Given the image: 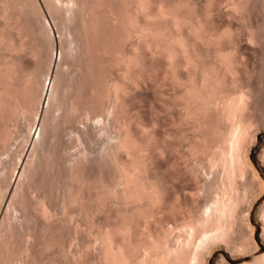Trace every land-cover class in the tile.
Returning <instances> with one entry per match:
<instances>
[{
  "label": "rangeland",
  "instance_id": "rangeland-1",
  "mask_svg": "<svg viewBox=\"0 0 264 264\" xmlns=\"http://www.w3.org/2000/svg\"><path fill=\"white\" fill-rule=\"evenodd\" d=\"M48 1L49 0H33V2L32 0H0V11L4 13L5 10H7V13L5 12L4 16L2 13L0 15V22L2 20L4 22L6 21L5 28H3V33L0 32V41L2 39V41L0 42V89H4V84L6 89H4L3 91L9 89L8 92H11V90L14 88V93H10L12 95V98L14 99V101L13 99L10 100V102H12L11 104L19 105L18 103H21L22 101V92H20V87H18L17 85L18 82L16 83V81H18V75L14 77L18 70V73L20 74L22 70H24V68H26L25 70H35L34 72L36 74L38 73V75L34 77L36 85L33 83V88L36 89L38 86L40 87L42 80L47 73V70L50 67L53 68L54 61L51 60L52 52L55 53L56 49L60 48L61 52L63 53L61 55V61L59 62L58 66H56L58 68L57 71L59 72V74L57 73V77L55 76L56 82L54 80L55 96L53 97V102L51 101V104L46 109L48 111H46V115L44 114L45 112H43V116L46 121L42 129V136L41 138H38V133L36 132L34 140H36L37 142L35 141L34 146L31 143L30 148L32 147V149L29 148V152H27L30 142L29 141L27 143L28 134H32L36 125L34 122L33 114L27 115L23 112H21V114L15 112L16 114L14 115V113H11V111L7 107H4V109H0V264H114L112 263L114 257H112L111 253L115 256L117 254L116 251L119 246L122 243L126 245L125 241L122 240L126 236L124 237V235L121 234L122 231H120V229L123 228L119 229V226L122 225V227H125V225H127L130 228H133V230L135 231L136 222L138 220L137 218L141 216V213L139 211L142 210V207L140 210V205L143 204L141 200H123V197L125 196H122V194H124L123 190L125 188L124 174H126L124 173V168L128 170L133 166H131L129 162H126V165H128V163L130 164L129 166H126L125 164L123 165V163L127 161V158L125 155H123L124 151L122 149L121 151L119 148H117L120 147L121 141H123L122 138L124 136V126L121 125L123 124L125 119L127 120L129 117H131L130 119H128V121L133 118V120L131 121H136L134 123L137 124L141 123L140 125H142V123L145 121L143 125H145L146 128L148 123V127L154 125L158 129H161L159 135L164 132L163 130L169 132L167 126L168 128L171 127L172 129H174L175 124L172 122L174 126H171L170 122L175 118V116L177 117L176 114L179 110L178 106L180 105H178V102L177 104L175 103L177 107L175 106V104H172L173 106H169V108L174 107L171 111L170 109H168V105L164 103L165 98H163L162 95H165V97L167 98V96L171 92L173 93V91L171 90H176L177 85L172 81L176 85L174 86L175 88L172 86L174 84H171L169 81L172 80L169 76L170 73H164V68L162 67V69H160L161 65L157 61L148 58H145V60H143L138 56L137 57L139 58V60L136 59L135 61H137L140 68L142 66L141 64L146 65L142 67L150 70L147 71L149 72L148 74L151 73V80L148 79V81H140L143 82L142 84L139 81L134 80V82L132 78L128 77L130 78V84H133L131 83V81L134 82V86L132 85V87L129 86V81H123L124 78L126 79L127 76L125 75L128 72L130 73L128 76L134 77L135 75L134 73L136 71H133V68H135L134 65L132 66L133 68L131 67V70L133 72L130 71V68L126 69V59L127 57H129L127 55L131 52V48L129 50L128 48L131 45V47H133L134 43V47H137L138 36L131 34L130 37L127 38V41L126 39L124 40V38L122 39L123 43L121 40L122 37L118 38V33L121 36L123 32L121 30V27L119 26V28L117 23H114L115 20L114 22L113 19L111 20L112 16L110 15V13L114 12H111V9L113 10L115 7L117 9V6H114L115 3H111L113 4L112 6H114V8H112L110 7L111 4L108 5L110 3L109 0L104 1V3H107L108 6H105L103 4L104 7H107H103V10L102 7L100 9L97 7L101 3H103V0L99 4H95V2H91V0H77L78 4L75 10L79 6L80 7L76 11L74 10L73 13L75 15H73L72 13V19L70 18L69 20L65 21L64 15H62L63 13L58 9V11L56 9H52L50 7L51 5L48 4ZM259 2L260 0H251L248 3L250 4L248 5V8L250 10L249 12L252 13L250 14V17L252 16V19H250L254 23V26L255 23H261V21L260 19H256L258 20L256 21L253 16H256V18H260L261 14L263 16V8L260 7L262 5H260L261 2L260 4ZM25 3L28 4L26 5ZM91 3L94 4V8L90 5ZM32 4L34 6H32ZM2 6L6 7L4 8ZM109 7L110 13H108L107 11L109 10ZM257 8L261 11L256 12ZM260 12L262 13L259 15ZM92 13L93 15L98 14V16L92 17ZM43 14H45V16ZM76 15L77 17H75ZM42 17H46L47 19H45L50 21L52 25V31L50 30V28L48 31V29H46L47 27H44L47 21L44 22L45 19H43ZM39 20L42 22H40ZM110 20L112 21V23ZM15 21L18 23H16ZM260 23L258 24V27H260ZM14 24L18 25L16 26L18 30L16 29ZM42 24L44 25L42 26ZM83 24L85 25L83 26ZM13 25L15 28H13ZM258 27L255 26V29L257 28V31H259L262 26L260 28ZM80 28H82V31ZM12 29L15 31H11ZM65 32H67V35L70 33L69 37H67ZM261 32L264 33V28L261 30ZM261 32L260 34L256 32V34L259 36V38L263 39L264 35L261 37ZM63 34L66 36H63ZM70 37L72 39H70ZM11 39L14 41V43L18 42V44L22 41L21 43L23 45L21 43V45L19 44L20 46L18 44H13L19 46V48H16L15 46L13 50V48H9L7 46V43L9 44L13 42ZM68 39H70L71 41H68ZM259 40L257 41L259 43V47H262V45H264V40H262V45ZM3 41L5 44L3 43ZM1 43H3L8 48H3L5 46H3V44ZM259 47H257V50L258 56L260 55V58L256 56V54L255 56H250L252 58L251 61L253 60L252 63L250 62L251 67L256 65V68L254 66V69H256L257 71L254 70L255 73H253L252 71V75H254L252 81L250 79V88L253 90L250 93L251 97H249V109H251L250 111H252L253 114L252 112L249 113L252 114L253 119L251 125L249 126V134L251 133L253 136L250 134V140L252 141L248 155L257 168L259 174L264 179V168L260 166V163L258 161V154L260 153L261 148H263L264 146V46L261 48V50H259ZM21 48H24V50H19ZM15 49L20 51V55L21 53L23 54L21 56L18 55V51ZM261 51H263V53ZM259 52L261 53L259 54ZM22 56L26 57L23 59ZM261 57L263 58V60ZM258 58L260 59L259 61ZM254 60H256V64L253 65ZM143 62L146 63L144 64ZM14 65H16L17 70ZM259 65H261L260 68ZM3 66L4 68L13 66V68L10 69L14 72L16 70L15 74L13 73L14 75L11 80L14 84L11 83L10 85H8L5 81H2L3 77L1 74ZM139 67L137 68V71L138 69L140 70ZM121 71H127V73H121H125L124 76H121L123 77V79L120 77L122 80L120 82H123L124 86H127H125L126 89L124 90H127V88L129 87L128 91H125L124 93L122 90L124 86L121 85L123 86L121 87L119 86V83L116 84L121 87L120 90H122V94H125L118 97V99L120 98L119 102L123 104V107L119 105L118 99L116 102L114 96V84L118 79H120L117 76V72ZM165 74L166 77L168 76V78H170L168 81H166L168 78L165 79ZM136 75H138V72L136 73ZM155 77H162L160 79H164V81L162 80V82L159 79L160 82L158 85L157 82L153 79ZM116 78L118 79L116 80ZM14 79L16 81H14ZM117 82H119V80ZM151 82L158 85L157 87L159 89L156 86L155 88L158 89V95H161V98L164 100H161L159 96L154 97V95H156V93L158 92L156 91V93L154 94V91L152 90H155V84L152 87ZM137 83H139L140 85ZM119 87L117 89L120 92ZM15 89L16 91L18 89L20 91L18 90V93H16ZM43 90L44 89L42 88V91ZM159 90H161V92L163 90V92L161 93ZM118 91L117 93L119 94ZM164 91H166L165 94H163ZM43 92H45V90ZM172 95L169 96V98H171ZM154 98H156L157 100ZM117 103L118 106L116 105ZM162 103L165 106H163ZM74 106H76V108H73ZM58 107L60 108L58 109ZM120 108H125L124 112L127 109L125 115L127 113L126 116H128V118L123 117V120H120V118H118L119 120L117 119L118 115L125 116L122 115L123 110ZM117 112H119L120 114H118ZM170 114H175V116L173 115L174 117H171V119L173 118L172 120L170 119ZM52 116L57 119H53ZM96 116H98V120L96 119ZM152 117H158L161 123H156L158 125L165 124L164 126L161 125L164 129H162V127L160 128V125L158 127L157 124H154L155 120L157 119L154 118V120ZM138 120L141 121L137 122ZM151 120L154 121L153 124V121ZM120 121H122L121 125L119 123ZM137 127L141 126L138 125ZM28 129L32 131L29 133ZM26 133H28L27 136ZM163 134L166 135L167 133ZM30 136L31 135H29V140L31 138ZM151 144L152 143H150V146H152ZM186 145H181V149L183 150V152L188 151L186 150L188 149V145ZM150 146L149 148H151ZM165 147L166 146L164 145V147H161V149L159 150L157 148V152H155L159 156L157 154L154 155L155 157H157H153V164L150 163L153 166L152 168L158 167L157 169L160 173V176L165 174L163 173L165 172L163 164H165L164 162L167 161L164 160L165 155L166 158L170 157L169 155H167L169 148L166 149ZM163 148L166 150H164ZM127 153L126 155L128 156L131 154L133 155V153ZM172 154H174L173 151ZM174 156L177 157V153L174 154ZM170 158H172V155ZM25 160L27 162L26 164L24 163ZM177 160L175 162L179 165L176 164V166H180L181 168H176L175 164L173 163L174 166H172L175 168L174 172L171 169V172L173 173L178 172L179 168L185 170L186 168H183V165H190V168L197 167V163H194L196 160L192 156L189 157V155H187L186 159L185 157L184 159H179V163L177 162ZM192 164L195 166H193ZM203 167L200 168L201 171L203 169L202 177L203 175L205 176L207 172V169ZM127 170L126 172L128 173L130 170ZM18 171H22L19 177L17 176ZM131 171L133 172V169H131ZM198 173L201 172L199 171ZM195 174L197 175L195 176V178L197 179L198 177L199 179L200 175H198L197 172ZM122 177L124 178L122 179ZM163 179H165V177L162 178V180ZM114 193L116 195H114ZM263 201L264 191L254 202L253 207L249 212V220L254 225V239L258 244V248L262 251L264 250V241L261 238V223L256 219V216L258 207ZM242 204L244 205V203ZM44 207L45 209H43ZM138 209L139 211L135 212ZM159 213L160 215H162L161 212ZM166 221V218L163 217L162 222ZM240 226L241 233H244L245 231L244 234L246 235L248 229L242 225ZM125 228H127L125 230H128V227ZM133 230L131 229L130 231L132 233H127L135 234ZM256 230L257 232L255 233ZM142 233H140L142 235H139L138 237L143 238V241L141 239V242H145L144 237L147 235V232H144L143 230ZM237 239L239 241V238ZM120 240L124 242H121ZM141 242L139 244H142ZM118 243H120V245L116 246ZM139 244L137 246H139ZM129 246L131 247V244H129ZM254 247V244L251 242L250 244H248L247 248H244L246 250H242L245 252H242L241 249L237 251V248H235L236 250H233L234 248H232L231 250H228L229 253L225 252L222 247H218L213 251L212 261L218 260L217 258L220 257L221 253L229 264H239L244 261H252L256 256L253 252V249H255ZM123 248L125 249V246H123ZM140 248L138 249V251L141 250ZM130 249L125 250L128 253L130 252ZM110 259L112 261H110Z\"/></svg>",
  "mask_w": 264,
  "mask_h": 264
},
{
  "label": "bare ground",
  "instance_id": "bare-ground-1",
  "mask_svg": "<svg viewBox=\"0 0 264 264\" xmlns=\"http://www.w3.org/2000/svg\"><path fill=\"white\" fill-rule=\"evenodd\" d=\"M78 1L49 0L48 4L51 5L49 6L52 9L60 10L63 13L62 15H64V19L66 21L71 18L72 13L77 7ZM93 1L95 2V4H99L100 2H102V0H91V2ZM104 1L107 0H103V3L97 6L99 9L101 7L103 9L104 7L103 4L105 6L107 5V3L106 4L104 3ZM250 1L249 0H109L110 3L108 2L109 3L108 5H110L111 3H115L116 5L114 4V6H117L116 9V7L114 8V6H112L113 4H111L110 7L114 8L113 10L111 9V12L112 11L114 12L112 13L109 12L110 7L108 8L109 10L107 11L112 16L111 20L113 19V22L115 20L114 23H117L118 27L119 26L121 27L123 34L120 36V34L118 33L119 35L118 38L122 37L121 40L124 38V40L126 39L127 41V38L130 37L131 34L138 36L137 47H134L135 44L134 43L133 47H131L132 46L131 45L128 48V50L131 48L130 50L131 52L129 53L128 51L129 54L127 56L129 57H127L126 59L127 60L126 69L130 68V71H132L131 69L133 68L132 66L134 65L136 68V69L133 68V71L134 70L136 71L134 74L136 75V73L138 72V75H136L135 77V75L133 74L135 78L128 76L130 73L129 72L127 73L128 71L127 70V71L117 72L119 74V75L117 74V76L120 78L125 74V73L123 74L121 73L126 72L127 73L125 75L127 76L126 79L125 78L123 79V77L121 78L123 79V81L124 80H126V82L129 81V84H130V80H129L130 78H132L133 81L135 80L139 82L148 81V79L151 80L150 79L152 78V76L150 77L151 73L148 74L149 73L148 71L150 70H148L145 67H142L146 65H143L139 62L142 65L141 66L142 69H141L138 66L137 61L135 60L136 59L139 60L140 57L143 60H145V58L155 60L161 65L160 69H162V67L164 68V73L166 74L168 72L170 73V75L169 74L168 75L172 80H169L170 78H168V76L166 77L165 74V79L168 78L166 81L169 80L171 84L173 82L176 83L177 88L175 91L171 90L173 91V93L171 92L173 95L169 91V93L172 95L171 98H169V96H171L169 93H168L169 95L166 94L168 95L167 98L165 97V95H162V97L165 98L164 100L161 98V95H158L159 92L157 91L159 89L157 87L160 82L159 79L162 77L160 78L155 77L153 79L157 82L158 85L152 83L155 82L152 81L151 86L153 87V85L155 84L154 88L156 86L158 89L155 88V90L152 91H154V94L156 93V91L158 93H156L154 97L159 96L161 100H164L165 101L164 103L168 105L167 107L171 111L173 110L174 107L169 108V106H173L172 104L175 103L177 104V102L178 105H180L178 106L179 107L178 112L176 111L177 114L175 112L177 117L175 116V114L172 115L170 114V119L171 117L175 116L174 119L172 118L173 120L171 119L172 120L171 122L169 121L171 123V126H174L175 124L174 126L175 128L172 129L171 127L168 128L167 126L169 132L163 130L164 131L163 133H167L166 135L163 133H162L163 135L162 134L159 135L161 129H158L156 126L152 125L154 123L153 120H151L153 121L151 127H148V123H147V128L145 125H143L145 121L142 123V125H140L141 123L138 124L134 123L136 121H131L133 120V118L128 121V119H130L131 117L128 118V116H126L127 113L125 115L127 109L124 112L125 108L124 109L120 108L123 110L122 115L125 116L118 115L117 119L120 118V120H123L124 119L123 117H127L128 119L127 120L125 119V121L123 122L124 125L121 123L122 121L119 122L120 125L122 124L121 126H124L123 128L124 136L122 138L123 141H121L120 147L117 148H119L120 150L122 149L124 151L123 155H125L127 158V161L121 163H123V165L124 164L126 165L127 164L126 162H129L131 166H133L132 168L130 166V168L133 169V172L131 171V169L127 170L126 168H124L125 169L124 173L126 174H124L125 188L123 190L124 194H122V196L125 195L123 197V200L124 199L141 200L143 204L141 205L139 204L140 210L142 207L141 211H139V209L135 211V212L139 211L141 213V216L137 218L138 223L135 221L137 228V229L135 228V231L133 230V228H130L125 224L124 225L125 227H128V230H125L127 228H125L124 226L122 227V225H120L121 227L119 226V229L123 228L120 229V231H122L121 234L124 235V237L126 236L125 238H127V239L125 238L122 239L125 241L126 245H124L123 243H122L123 245L122 244L120 245V243L116 245V246L118 245L120 246L117 249L116 251L117 254L115 256L114 254L111 253L112 257L115 258V259L113 258L112 263L114 264H229L225 260L222 253L220 254V257L217 258L218 260L212 261L213 251L218 247H222L224 251L227 253H229L228 250H231L232 248H234L233 250H236L235 248H237V251L239 249H241L242 251L244 248L248 247V244L252 242L255 246L253 252L256 256L253 258L252 261H244L239 264H264V250L262 251L258 248V244L254 239V225L249 220V212L253 207L254 202L264 191V179L261 177L257 168L255 167V165L253 164V162L251 161L248 155L252 141L250 140L251 133L249 134V126L251 125L253 119L252 116L253 112L250 111L251 109H249L250 108L249 97H251L250 93L253 90L250 88L251 87L250 79L252 81L254 75V74L252 75V71L253 73H255L254 70H256L254 69V66L256 68V65H254L256 64L255 63L256 60H254L253 63L254 66L251 67V63L253 60L251 61L252 58L250 56H255V54L256 56H258L257 47H259V43L257 41L261 39L259 40V42L262 45V40H264V37L263 39L259 38V36L256 34V32L260 34L261 30L264 28V0H260L261 4L259 2V4L262 5L260 7L263 8L262 11L263 16L261 14L262 12L259 13V15L261 14L260 18H256V16H253L255 20L260 19L261 21V23L260 22L255 23L256 27H258L259 23H260L259 26L260 27L262 26L261 28L258 27L260 28V30L258 29L260 32L256 30L257 28L255 29L254 23L251 20L252 16L250 17V14H252L249 12L250 10L248 8V5H250L248 3ZM33 4L32 6H34ZM90 5L93 6L94 4L91 3ZM6 11L7 10H5V12ZM258 11L261 10H258L257 8L256 12ZM1 13L4 16V13L0 11V15ZM43 15L45 16V14ZM73 15L75 14L73 13ZM94 16L96 17L98 16V14L93 15L92 13V17ZM75 17H77V15ZM46 19L44 20V22L47 21L44 27H47L46 29H48L49 31V28L50 30L52 29V25L50 21ZM5 22L3 20L0 22L1 33H3V28H5ZM14 25L15 27L18 26L16 24ZM14 25L13 28H15ZM43 25L44 24H42V26ZM84 25L85 24H83V26ZM80 29L82 31V28ZM11 31H15V30L12 29ZM65 34L67 35V32H65ZM69 34L67 35V37H69ZM66 35L63 34V36ZM263 35L264 33H262L261 37ZM70 39L72 38L70 37ZM70 39H68V41ZM21 42H19V44ZM4 44L3 46H5ZM13 44H18V42L14 43L13 41L9 44L7 43V46L9 48H13L14 50L15 46L16 48H19V46L22 43L20 45L18 44L19 46ZM7 46L3 48H8ZM263 46L264 45H262V47ZM262 47H259L260 48L259 50H261ZM22 49L24 50V48H21L19 50ZM19 50H17L18 55H20ZM261 52L263 53V51ZM261 52H259V54ZM53 53L54 52H52L51 54V58H52L51 60L54 61L53 68L50 67L47 70V73L44 79L42 80L40 87L36 86L37 87L36 89L33 88L34 87L33 85L35 84L34 77L38 75V73L36 74L34 72L35 70L34 71L32 69L25 70L26 68H24L22 72L20 71L21 72L20 74L18 73L19 70L18 72H16L17 68L16 65H14L16 68L15 70L16 74H15V72L10 69L13 68V66L4 68L5 66L4 64V66L2 67V74H1L3 77L2 81H5L8 85L12 83L11 80L13 75L15 74L14 77L18 75L17 76L18 81H16L15 79L14 81H16V83L18 82L17 85L18 87H20L19 89L21 91L19 89L18 90L22 92V97H21L22 101L21 103H18L19 105L11 104L12 102H10V100L13 99L11 94L14 93L13 92L14 88L11 90V92L13 93L8 92L9 89L3 91L4 89H6L4 84L3 86L4 89L3 88L2 90L0 89V109H4V107H7L9 108L11 113H14V115L16 113L21 114V112L26 113L27 115L33 114L34 122L36 124L32 134L26 133V136L28 134L27 143L30 141L27 152H29L31 143L33 144V146L35 145L34 143L36 140H34L35 139L34 136L36 132L38 133V138H41L42 129L46 121V119H44L43 112H45L44 114L46 115V111H47L46 109L49 107L51 101L53 100V97L55 96L54 80L57 77L56 74L57 73L59 74V72L57 71L58 68L56 66H58L59 62L61 61L60 59L63 53L61 52L60 48L56 49L54 55ZM22 54L23 53H21V55ZM22 57L24 59L26 56L25 57L22 56ZM258 57L260 58V55ZM259 58L258 61L260 60ZM143 63L145 64L146 62ZM260 66L261 65H259V68ZM138 67L140 68V70L138 69L137 71ZM0 73H1V69H0ZM121 78L120 79L116 78V80L118 79L119 82H117L118 81L117 80L116 83L114 84L115 86L114 96L116 102L118 97H120V95H125L122 94V90L125 93V91H128L129 88L128 87L127 90H124L126 89L125 88L126 85L124 86L123 82L122 83L120 82L122 81ZM160 80L164 81V79H160ZM134 82L131 81V83L133 84H130L129 86L131 87L132 85L134 86ZM117 83L120 84L119 86L123 85L124 88L120 90L121 87L123 86L119 87L118 85H116ZM140 83L143 84V82ZM176 85L174 84L172 86L174 87ZM118 87L120 92L117 89ZM42 88L45 90V92H43L44 90L42 91ZM16 89L15 92L18 93V90L16 91ZM117 91L119 92V94L117 93ZM159 91L161 92V90ZM165 93L166 91H164L163 94ZM119 100L120 98L118 99V102ZM116 105L118 106V103ZM119 105L123 107L122 106L123 104L120 102ZM163 106L165 105L163 104ZM59 108L60 107H58V109ZM73 108H76V106H74ZM249 112L250 113L252 112V114H250ZM117 113L120 114L119 112ZM97 117L98 116H96V119ZM154 118H156L157 120H155ZM154 118H153L155 120L154 124L160 122L158 117H154ZM53 119L55 118L53 117ZM140 121L141 120H138L137 122ZM172 122L174 124H172ZM138 125L141 127H137ZM159 125L160 128L162 127V129H164L163 126L165 124H159ZM159 125L157 124L158 127ZM31 131L29 130V133ZM29 135H31L30 140H29ZM185 142L188 146L185 144ZM150 143H152L151 144L152 146H150ZM183 144L188 147V149H186L188 150L187 152L185 151L183 152V150L181 149V145ZM164 145L166 146L165 147L166 149L167 148L170 149V150L168 149L167 155H169L170 157L172 155V158L170 157L166 158L165 155L164 160H167L164 162L165 164H163L165 172L162 171L165 174L160 176V173L158 172L157 169L158 167L152 168L153 166L151 164H153L152 161H153V157H155L154 155L157 154L156 153L157 148L159 150L161 149V147H164ZM149 146L151 148H149ZM30 149H32V147ZM125 151L126 153L129 152L127 154L133 153V155L131 154L128 156L126 155ZM172 151L174 154L177 153V157L174 156V154H172ZM187 155H189V157L192 156L193 158H195L196 161L194 163H197L196 165L197 167L190 168L189 167L190 165L189 166L185 165L186 167L183 165V168L186 169L185 170L180 169L181 167L176 166L177 163L175 161L181 158L184 159V157L186 159ZM258 161L260 163V166L264 168V146L263 148H261V151L258 154ZM24 163L25 164L27 163L26 160ZM129 163L126 166H129L130 165ZM173 163L175 164L176 168L180 167L178 169L179 171L176 173H173L175 169L173 167L174 166ZM201 167L207 169V172L205 171L206 174L205 176L203 175V177H202L203 169L201 171L200 170ZM171 169L173 172H171ZM126 170L127 171L130 170L131 172L129 171L127 173ZM199 171L201 173H198ZM196 172L198 175L201 176L202 179L200 178V176L199 179L198 177L197 179L195 178V176H197L195 174ZM21 173L22 171L20 172L18 171L17 176L19 177ZM124 177H122V179ZM164 177L165 179L162 180V178ZM114 195L116 194L114 193ZM242 203H244V205ZM43 209H45V207ZM159 212H161L162 215H160ZM163 217L166 218L167 220L166 222H162ZM256 219L261 223V229H262L261 238L264 241V201L258 207ZM240 225L248 229L246 235L244 234L245 231L244 233H241ZM146 227H149L151 230ZM144 228L149 230L147 231ZM131 229L135 232V234H129L132 233L130 232ZM143 230L144 232L145 231L147 232V235L144 237L146 239V240L144 239L145 242H141V239L143 241V238L138 237L139 235L141 236L142 234H144L142 233ZM237 238H239V241ZM126 240L127 241L129 240L128 241L129 243ZM139 241L142 244H139L140 243ZM129 244H131V247L129 246ZM138 244L139 246H137ZM123 246H125L126 250L131 248L129 250L130 252L127 253V251L123 248ZM138 247L139 248L141 247L140 248L141 250L138 251L139 249ZM110 261L112 260L110 259Z\"/></svg>",
  "mask_w": 264,
  "mask_h": 264
},
{
  "label": "trees",
  "instance_id": "trees-1",
  "mask_svg": "<svg viewBox=\"0 0 264 264\" xmlns=\"http://www.w3.org/2000/svg\"><path fill=\"white\" fill-rule=\"evenodd\" d=\"M257 232V230L255 231V233Z\"/></svg>",
  "mask_w": 264,
  "mask_h": 264
}]
</instances>
